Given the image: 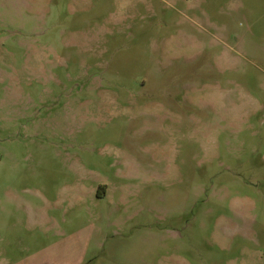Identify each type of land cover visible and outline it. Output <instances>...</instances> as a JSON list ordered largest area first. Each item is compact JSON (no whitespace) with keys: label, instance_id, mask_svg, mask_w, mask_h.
Masks as SVG:
<instances>
[{"label":"rangeland","instance_id":"rangeland-1","mask_svg":"<svg viewBox=\"0 0 264 264\" xmlns=\"http://www.w3.org/2000/svg\"><path fill=\"white\" fill-rule=\"evenodd\" d=\"M0 264H264V0H0Z\"/></svg>","mask_w":264,"mask_h":264}]
</instances>
